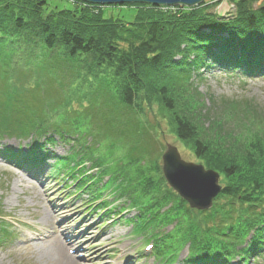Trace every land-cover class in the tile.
Listing matches in <instances>:
<instances>
[{
    "label": "trees",
    "instance_id": "trees-1",
    "mask_svg": "<svg viewBox=\"0 0 264 264\" xmlns=\"http://www.w3.org/2000/svg\"><path fill=\"white\" fill-rule=\"evenodd\" d=\"M60 1L70 7L42 15L49 8L45 1L0 0V140L31 139L27 152L5 148L1 155L37 176L46 171L47 146L67 143L69 154L53 155L50 168L60 166L55 172L63 169L74 188L108 214L114 206L107 193L117 200L127 197L128 206L140 210L137 221H128L135 232L154 224L145 231L146 241L165 264H173L186 245L184 264H250L264 258L262 139L250 142L245 161L237 162L222 141L198 137L195 119L184 109L182 115L176 111L165 87L204 67L263 77L264 4L254 8L258 0H231L237 13L226 19L206 11L211 0L194 7ZM105 8L120 12L105 17ZM8 39L25 50L17 53ZM154 82L163 85L152 97L148 86ZM152 104L172 112L180 140L194 141L198 164L221 175L223 190L210 209L185 206L163 183L147 178L139 184L131 172L130 162L141 158L134 150L149 154L145 146L154 139L147 137L159 139L156 128L140 123L142 107ZM120 144L128 148L124 161L116 155ZM162 194L176 208L161 211L168 206ZM168 223L173 231L165 234Z\"/></svg>",
    "mask_w": 264,
    "mask_h": 264
},
{
    "label": "rangeland",
    "instance_id": "rangeland-1",
    "mask_svg": "<svg viewBox=\"0 0 264 264\" xmlns=\"http://www.w3.org/2000/svg\"><path fill=\"white\" fill-rule=\"evenodd\" d=\"M42 1L49 3V8L43 10L42 15H46L49 9L70 7L68 1ZM262 4L264 0H258L253 6L257 8ZM206 11L229 19L236 15L237 6L231 0H211ZM119 12L118 8H105L104 15L117 17ZM9 41L10 39L7 44ZM9 44L17 53H20V49L25 50L26 46L22 43ZM151 84L148 89L153 97V90L163 84L156 82ZM165 87L169 96L173 97L176 111L182 115L184 109L185 114L195 119L197 126L200 127L197 135L201 140L216 138L219 142L222 141V144L230 147L234 155L236 154L237 162L245 161V152L249 150L247 146L252 141H258V138L262 139L260 148L264 151V119L261 116L264 115V76L241 78L239 75H232L217 68L204 67L199 72L189 75L187 80L180 78L166 82ZM142 109L145 113L140 116V123L148 128H156L159 139L155 140L156 135L147 137L154 139L149 145L145 144V147L150 148L149 154L142 153L143 148L141 153L134 150L142 159L139 157L140 160L130 162L132 169L130 171L136 174L139 181L142 180L139 184H143L147 178L154 183H163V190H170L178 202L182 201L186 206L188 202L169 186L163 176L162 155L167 146L172 145L178 149L183 160L198 164L194 141L180 140L175 123L172 122V112L161 109L157 104L144 105ZM30 142V138L7 137L0 140V216L9 221L8 223L7 220L0 219L2 227L0 264H60L55 255L45 250L52 244L51 238L45 236L49 234L52 238L58 239L59 235L56 232L59 227L67 238L76 236L78 251L76 244L70 245L68 250L65 249V254L77 259L78 264H165L153 254L154 249L148 251L145 248L147 243L149 244L146 241L149 233L145 231L151 229L154 224L138 233L134 231V224L128 221L136 220L135 216H139L140 210L128 206L127 197L117 200L115 196L107 193L105 199L110 203L109 207L114 208L113 212L102 217L105 208L97 207L95 204L92 206L87 192L73 188L72 178L68 182L65 180L67 174H64L63 169L55 172L60 166H56V170L50 168L49 165L55 163L53 155L69 154L67 143L56 141L47 146L49 155L43 165L46 171L43 177L37 179L20 166V169L16 168L14 162H9L1 155L5 148L11 150L22 148V152H27ZM127 153L128 148L120 144L116 155L121 161L125 160L123 156ZM261 167L264 168V160L260 162L259 169ZM48 169L51 170L46 175ZM219 180L223 185L221 175ZM166 194L161 195L163 201L166 200L165 204L170 199ZM167 205L164 208L160 207L162 209L160 210L165 211L169 206H175L172 203ZM46 208L53 214V218L50 215L49 222L44 220ZM173 226V223H168L164 228L165 234L169 233ZM153 229L156 233L157 228ZM188 251L186 245L173 264H184L183 260L188 256ZM262 258L251 259L250 264H264Z\"/></svg>",
    "mask_w": 264,
    "mask_h": 264
},
{
    "label": "water",
    "instance_id": "water-1",
    "mask_svg": "<svg viewBox=\"0 0 264 264\" xmlns=\"http://www.w3.org/2000/svg\"><path fill=\"white\" fill-rule=\"evenodd\" d=\"M96 5H123L147 3L154 6L194 7L205 0H82ZM162 172L169 186L186 200L192 209L208 210L214 199L222 192L220 174L206 169L201 164L187 162L181 158L175 146L168 145L162 155Z\"/></svg>",
    "mask_w": 264,
    "mask_h": 264
},
{
    "label": "bare ground",
    "instance_id": "bare-ground-1",
    "mask_svg": "<svg viewBox=\"0 0 264 264\" xmlns=\"http://www.w3.org/2000/svg\"><path fill=\"white\" fill-rule=\"evenodd\" d=\"M50 215H52L53 218V214L50 212L49 209H44V220L46 222H49V218ZM51 218V220H52ZM55 219V217H54ZM60 229V228H59ZM57 235H59L58 239H54L52 237L50 242H52L51 245H49V247H47V249H45L46 251L50 252L51 255H55L57 261L60 264H78V260L74 259L73 257L68 256V254H65V249L68 250L70 245H75L78 247V244L76 243V239L72 240H68L67 237L65 235H63V233L60 230H57ZM33 239V238H31ZM86 264V263H85ZM89 264V263H87Z\"/></svg>",
    "mask_w": 264,
    "mask_h": 264
}]
</instances>
